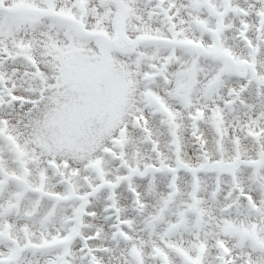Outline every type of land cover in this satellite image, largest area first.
I'll use <instances>...</instances> for the list:
<instances>
[{
    "label": "snow or ice",
    "instance_id": "snow-or-ice-1",
    "mask_svg": "<svg viewBox=\"0 0 264 264\" xmlns=\"http://www.w3.org/2000/svg\"><path fill=\"white\" fill-rule=\"evenodd\" d=\"M0 264H264V0H0Z\"/></svg>",
    "mask_w": 264,
    "mask_h": 264
}]
</instances>
